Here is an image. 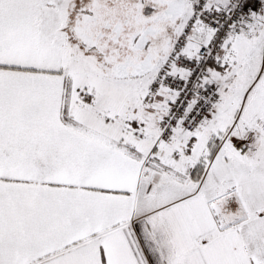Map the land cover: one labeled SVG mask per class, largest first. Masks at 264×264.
<instances>
[{"label": "snow or ice", "instance_id": "6c2138e0", "mask_svg": "<svg viewBox=\"0 0 264 264\" xmlns=\"http://www.w3.org/2000/svg\"><path fill=\"white\" fill-rule=\"evenodd\" d=\"M0 264H264V0H0Z\"/></svg>", "mask_w": 264, "mask_h": 264}]
</instances>
